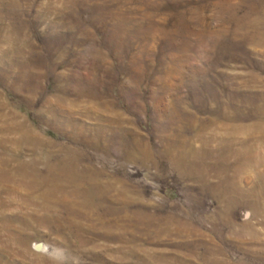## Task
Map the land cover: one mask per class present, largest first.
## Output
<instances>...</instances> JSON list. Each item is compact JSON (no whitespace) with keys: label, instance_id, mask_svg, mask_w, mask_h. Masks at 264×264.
Listing matches in <instances>:
<instances>
[{"label":"rangeland","instance_id":"obj_1","mask_svg":"<svg viewBox=\"0 0 264 264\" xmlns=\"http://www.w3.org/2000/svg\"><path fill=\"white\" fill-rule=\"evenodd\" d=\"M0 264H264V0H0Z\"/></svg>","mask_w":264,"mask_h":264}]
</instances>
